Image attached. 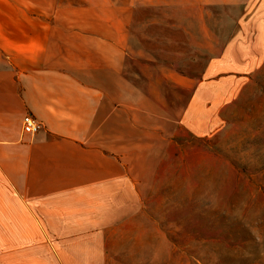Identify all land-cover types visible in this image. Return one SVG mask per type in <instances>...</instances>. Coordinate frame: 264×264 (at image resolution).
<instances>
[{"label":"crops","instance_id":"1","mask_svg":"<svg viewBox=\"0 0 264 264\" xmlns=\"http://www.w3.org/2000/svg\"><path fill=\"white\" fill-rule=\"evenodd\" d=\"M132 2L0 0V264H109L140 214L132 158L172 148L179 121L155 108L133 124L148 95L122 75Z\"/></svg>","mask_w":264,"mask_h":264},{"label":"rangeland","instance_id":"2","mask_svg":"<svg viewBox=\"0 0 264 264\" xmlns=\"http://www.w3.org/2000/svg\"><path fill=\"white\" fill-rule=\"evenodd\" d=\"M131 9L122 75L148 95L131 98L133 124L154 126L158 108L179 124L172 148L132 158L142 210L109 264H264V0Z\"/></svg>","mask_w":264,"mask_h":264},{"label":"built area","instance_id":"3","mask_svg":"<svg viewBox=\"0 0 264 264\" xmlns=\"http://www.w3.org/2000/svg\"><path fill=\"white\" fill-rule=\"evenodd\" d=\"M22 132L26 135H34L42 129V124L32 115L25 114L21 121Z\"/></svg>","mask_w":264,"mask_h":264}]
</instances>
